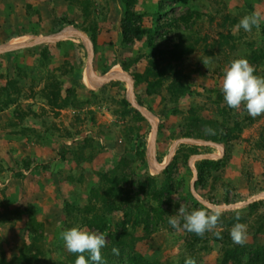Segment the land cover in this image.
I'll use <instances>...</instances> for the list:
<instances>
[{
	"label": "rangeland",
	"instance_id": "1",
	"mask_svg": "<svg viewBox=\"0 0 264 264\" xmlns=\"http://www.w3.org/2000/svg\"><path fill=\"white\" fill-rule=\"evenodd\" d=\"M253 12L264 15V0H0V48L21 46L0 50V264L65 262L72 253L62 233L73 227L105 235L106 264H129L121 257L129 253L151 264H185L188 257L221 264L225 250L214 233L229 237L232 227L195 242L196 234L168 224L179 207L206 204L222 219L239 213L252 249L234 260L255 261L254 250L264 246L257 230L264 224V114L228 107L221 92L235 59H247L264 77V23L233 31ZM127 17L140 28L129 43ZM59 24L65 28L56 31ZM64 32L60 41L37 42ZM154 46L169 54L170 72L162 93L148 96L147 81L137 76ZM87 49L94 76L106 79L98 84L90 75L94 87ZM51 84L60 85L57 105ZM235 120L241 129L234 130ZM142 140L145 157L130 155L128 146ZM83 144H91L84 154L94 152L92 161H76ZM128 157L127 182L111 180ZM102 188L119 192L117 206L104 208L102 192L94 193ZM229 239L228 247L239 246Z\"/></svg>",
	"mask_w": 264,
	"mask_h": 264
},
{
	"label": "clouds",
	"instance_id": "2",
	"mask_svg": "<svg viewBox=\"0 0 264 264\" xmlns=\"http://www.w3.org/2000/svg\"><path fill=\"white\" fill-rule=\"evenodd\" d=\"M262 23H264V15L253 12L242 17L233 31L235 33L243 29L245 32H251L253 28H259ZM255 71L247 59H235L226 67L221 87L224 102L228 107L239 110L243 104L248 114L254 118L264 114V77L256 75ZM204 133L215 135V131L208 127H205ZM220 216L218 207L213 204H206L191 212L181 206L174 215H169L168 224L177 231L186 230L197 236H203L217 227ZM180 217L183 219L182 225ZM239 218L237 213L236 219ZM216 235L220 236V233L217 232ZM229 235L234 244L243 246L248 238L247 226L237 222L232 226ZM62 239L69 253L78 254L75 264H106L102 256V249L106 246V237L103 233L73 227L62 233ZM112 253L116 256L120 255L119 249L115 247L112 248ZM185 264H196V261L188 257L185 259Z\"/></svg>",
	"mask_w": 264,
	"mask_h": 264
},
{
	"label": "trees",
	"instance_id": "3",
	"mask_svg": "<svg viewBox=\"0 0 264 264\" xmlns=\"http://www.w3.org/2000/svg\"><path fill=\"white\" fill-rule=\"evenodd\" d=\"M130 5H132L130 3ZM130 14V12H128ZM131 18L132 17H127L126 20H125V23L127 24L126 28L124 29V35H123V39L125 42H131L134 40V38H139V36H135L134 35L137 33L138 30H140L139 27H136L134 24H133V21H131ZM65 26L59 24V26L56 28V31H61L62 29H64ZM95 31V30H94ZM148 42L150 47L153 49V42H152V37H150V35L148 36ZM96 40H97V36L94 35L93 36V43H96ZM158 51V53L156 52ZM158 54L160 56V58L158 59ZM168 53H163L162 51L158 50L157 47L154 46V52L152 53V57H151V60L149 61V65L145 71V73L143 75H138L137 78L139 79V81H147L146 84H147V91H146V94L148 96H153V95H156V94H161L162 93V85H160L161 83V79L164 78L169 72H170V68L167 66V64L170 62V61H166L167 60V57H168ZM171 57H174V54L171 53L170 54ZM119 64L117 59H114V61L112 62V65H117ZM131 66V64H128V65H124L123 63V67L125 69H129ZM109 71V68L106 69L105 71V74ZM154 78V79H157L158 81H148L150 80V78ZM51 88L53 89V92H52V96H53V101L52 103H55V105H57L59 99H60V85L58 84H51L50 85ZM124 105H129L127 104V102L125 101L124 102ZM228 115L227 111L224 112V119H226V122L230 121L231 119H228L226 116ZM137 116L140 117V113H137ZM138 117V118H139ZM242 127V123L241 122H238L235 120V126H234V130H239L241 129ZM228 138H226V140H228ZM131 144V143H130ZM132 148L130 147V145L128 146L127 148V152L130 154L132 153L133 155H140V156H144L145 157V152H144V149L146 147V142L145 140H142L141 142H134V144H132ZM91 144H83L82 147H80V149H76V152L74 151V153L76 154V161H86V160H93L94 156H95V153L91 152L89 154H94V155H87L85 156L84 154V150L87 149L88 147H90ZM94 148V147H93ZM127 153V154H128ZM130 154V155H132ZM129 158V157H128ZM121 158L120 160V163L117 167L113 168L111 171H110V177H111V180H118V182H120L121 180H124V182H127L128 180V177L125 175V167L127 165H129V168L131 167V164L134 163L131 159V158ZM129 160L128 163H126L127 161ZM206 163V162H204ZM210 165H214L215 163H212V162H208ZM198 170H199V182H202L203 180V177H204V172L202 171V167L201 165L199 164L198 165ZM101 177H104L106 175H102V174H99ZM118 178V179H117ZM144 188V186H142V189ZM116 190H118L120 192V189H117L115 187ZM102 192V196L104 197V203H103V206L104 208H106L107 210H109V208L112 206H117L118 204V201H119V192L118 193H114L113 192V189H109V190H105L102 188V190H94V193H97V195ZM74 211V208L71 207L68 211H67V215L72 213ZM104 212V211H103ZM243 219H239L237 220L236 217H231L230 219H222L220 217V221L217 225V227H232L235 223L237 222H241ZM261 225V226H260ZM257 230H259V232H263L264 233V224H258V227H257ZM200 236H195V242L198 241L196 239H199ZM214 238L216 241H218L219 243H222L223 242V247H222V250H225L224 251V259H223V262L221 264H244V263H241V261L239 262H236L234 260V258H237V256L240 254V252H243L245 251L246 249H252V247H250L249 245H247L245 243V245L243 246H237V247H234V248H231V247H228L229 245L227 244V240L228 242H231L229 238H231L230 236H226V233L225 232H221L220 233V236H217L216 233H214ZM198 243V242H197ZM132 252V251H131ZM254 255H255V261L249 263V264H264V246H258L255 250H254ZM135 254V253H134ZM243 254V253H242ZM242 254H240L239 258L242 256ZM77 255L78 254H73L71 256H69V258H67V260L65 262H61L60 264H75L76 262V259H77ZM86 259H87V254L85 253L84 254ZM123 256L124 259H128L129 261V264H151L148 260H145V259H142L141 258V261H139V259H136V257L132 254V253H129L126 257L122 254L121 257ZM112 261V260H111Z\"/></svg>",
	"mask_w": 264,
	"mask_h": 264
},
{
	"label": "water",
	"instance_id": "4",
	"mask_svg": "<svg viewBox=\"0 0 264 264\" xmlns=\"http://www.w3.org/2000/svg\"><path fill=\"white\" fill-rule=\"evenodd\" d=\"M66 33L64 32V33H62V34H56V35H54V36H50V37H45V38H41V39H39L37 42L38 43H46V42H50V41H60V39H64L65 37H66V35H65ZM12 44H10V45H8V46H6V47H1L0 48V50H4L5 48H7V49H17V48H19V47H21L20 45H16V46H11ZM88 50V49H87ZM89 51V50H88ZM92 54H93V51H92V53L90 54V51H89V60H90V62H89V68H88V71H87V73L89 74V75H93L92 76V78H93V80H95L96 78H95V76H94V73H93V67H92ZM106 80V79H105ZM105 80H101V81H104L105 82ZM103 82V83H104Z\"/></svg>",
	"mask_w": 264,
	"mask_h": 264
},
{
	"label": "bare ground",
	"instance_id": "5",
	"mask_svg": "<svg viewBox=\"0 0 264 264\" xmlns=\"http://www.w3.org/2000/svg\"><path fill=\"white\" fill-rule=\"evenodd\" d=\"M15 44V43H14ZM114 72H116V71H114ZM87 75H88V84H89V86L90 87H94V86H96V84L94 85V83H93V81H95V82H97L98 84H102L104 81H101V80H105V77L104 78H101V77H96L95 76V80H91L89 77H90V75L87 73ZM93 75H91V77H92ZM93 79V78H92ZM153 125V132H154V134L156 133V125H154V123L152 124Z\"/></svg>",
	"mask_w": 264,
	"mask_h": 264
},
{
	"label": "crops",
	"instance_id": "6",
	"mask_svg": "<svg viewBox=\"0 0 264 264\" xmlns=\"http://www.w3.org/2000/svg\"><path fill=\"white\" fill-rule=\"evenodd\" d=\"M161 165V164H160ZM164 165L162 164V167L160 168L159 172L163 171L162 169L165 167H163Z\"/></svg>",
	"mask_w": 264,
	"mask_h": 264
}]
</instances>
